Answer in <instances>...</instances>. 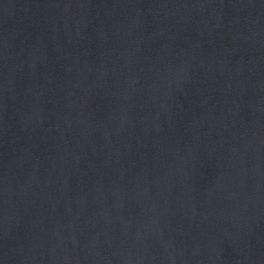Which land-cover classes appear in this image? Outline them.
Listing matches in <instances>:
<instances>
[{"label": "water", "instance_id": "obj_1", "mask_svg": "<svg viewBox=\"0 0 264 264\" xmlns=\"http://www.w3.org/2000/svg\"><path fill=\"white\" fill-rule=\"evenodd\" d=\"M0 264H264V0H0Z\"/></svg>", "mask_w": 264, "mask_h": 264}]
</instances>
